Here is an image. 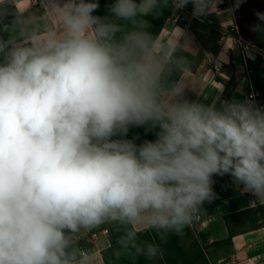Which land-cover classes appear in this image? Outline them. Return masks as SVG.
I'll use <instances>...</instances> for the list:
<instances>
[{"label":"clouds","instance_id":"9594fccd","mask_svg":"<svg viewBox=\"0 0 264 264\" xmlns=\"http://www.w3.org/2000/svg\"><path fill=\"white\" fill-rule=\"evenodd\" d=\"M221 2L111 0L102 16L99 0H0V264H97L78 237L106 223L122 232L105 264L154 260L139 232L182 234L216 176L264 201V105L189 99L181 45L149 30ZM130 127L158 131L137 144Z\"/></svg>","mask_w":264,"mask_h":264},{"label":"crops","instance_id":"0c3cea01","mask_svg":"<svg viewBox=\"0 0 264 264\" xmlns=\"http://www.w3.org/2000/svg\"><path fill=\"white\" fill-rule=\"evenodd\" d=\"M18 2L28 6L32 1ZM218 8L222 14L197 19L192 16L189 4L164 22L159 39L179 43L180 54L189 61L187 69L172 78L186 89L189 99L198 98L206 103L244 99L251 86L264 93V49L252 44L253 37L249 36L252 21L239 25L235 11L231 15L226 11L233 8L227 0H222ZM177 26L185 31L187 38ZM214 64L220 66V71H215ZM155 131L158 129L130 127L125 138L140 144L154 140ZM213 179L215 199L199 208L188 225L191 231L181 234L183 249L188 253L200 252L203 262L198 259L197 264H264V201L250 203L255 197L242 193L228 175ZM145 231L139 232L141 242L149 240L144 236ZM121 232L119 225L106 223L82 232L78 240L93 245L97 264H105ZM160 249L156 259L140 257L137 264H169L166 256H172V251L164 244Z\"/></svg>","mask_w":264,"mask_h":264},{"label":"trees","instance_id":"16d2710c","mask_svg":"<svg viewBox=\"0 0 264 264\" xmlns=\"http://www.w3.org/2000/svg\"><path fill=\"white\" fill-rule=\"evenodd\" d=\"M100 2V9L98 10L97 15H106L107 14V8L106 5L111 3V0H99ZM172 10L165 9L163 10V14L159 17H152L149 16L147 19L149 20L151 24V28L149 29L154 35H158L160 31L162 30L164 26V22L166 19L171 17ZM258 22V21H257ZM255 38L253 40V43L255 46L264 49V33H258L255 35ZM250 63V67L253 68V64ZM262 92V93H261ZM260 92V101H264V93L263 91ZM184 233L190 232V228L188 226L185 227L183 230ZM145 234V235H144ZM144 236L149 237V240L147 243H158V245L162 246V244L166 245L171 252L172 256H166L169 264H197V260L200 259V262H203V257L200 254V252L197 251H190V253L187 252V250H184L181 242H182V235L181 234H175V233H169V235L166 238L165 242H162L160 240V237L157 235V233L154 230H147L144 232ZM145 241V239H144ZM82 247L88 248L93 250V245L88 244L86 242H79Z\"/></svg>","mask_w":264,"mask_h":264},{"label":"rangeland","instance_id":"374dc122","mask_svg":"<svg viewBox=\"0 0 264 264\" xmlns=\"http://www.w3.org/2000/svg\"><path fill=\"white\" fill-rule=\"evenodd\" d=\"M227 1L232 5V7H234L235 0ZM256 11L264 12V0H245V2L241 4L237 10H235L237 23L239 25L242 23L245 24L248 20L252 21V25L257 23V18L255 16ZM255 35H257V32L251 31L249 33V36L253 37L251 38L252 40L256 39Z\"/></svg>","mask_w":264,"mask_h":264},{"label":"built area","instance_id":"2783aa9c","mask_svg":"<svg viewBox=\"0 0 264 264\" xmlns=\"http://www.w3.org/2000/svg\"><path fill=\"white\" fill-rule=\"evenodd\" d=\"M214 69L216 72H218L220 71V66H218L217 64H214ZM253 93H255V97H254L255 101L260 105H264V101H260V93L256 91L255 89H253L252 86L249 88L246 98L252 96Z\"/></svg>","mask_w":264,"mask_h":264}]
</instances>
